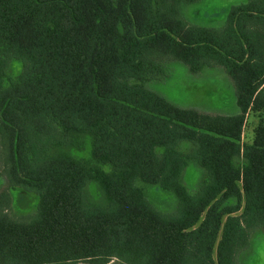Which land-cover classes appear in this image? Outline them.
<instances>
[{"label":"trees","instance_id":"1","mask_svg":"<svg viewBox=\"0 0 264 264\" xmlns=\"http://www.w3.org/2000/svg\"><path fill=\"white\" fill-rule=\"evenodd\" d=\"M197 1L0 0V264H239L264 229V0L220 29L189 23ZM168 61L222 67L239 113L148 88ZM190 163L204 172L196 193ZM14 189L37 196L33 214L8 212Z\"/></svg>","mask_w":264,"mask_h":264},{"label":"rangeland","instance_id":"2","mask_svg":"<svg viewBox=\"0 0 264 264\" xmlns=\"http://www.w3.org/2000/svg\"><path fill=\"white\" fill-rule=\"evenodd\" d=\"M247 0H199L184 8V16L189 23L198 26L220 29L233 7L246 3ZM20 63L9 69L11 75L19 73ZM146 86L159 93L168 101L183 108H193L202 112L234 115L239 113L236 92L231 79L222 67H208L200 73H191L180 61H168L165 73L159 79L150 81ZM256 120L249 119L244 132V141L253 137ZM87 144V143H86ZM89 147L81 156L89 159ZM204 178L203 170L190 163L184 172L183 181L191 193H196ZM147 193L150 201L162 212H172L176 208L175 197L158 186L139 184ZM7 187V178L2 175L0 166V193ZM92 195L98 198L99 191L90 186ZM8 212L16 217L28 216L37 209L38 198L35 194L22 189L8 192ZM117 264V263H110ZM239 264H264V229H257L250 238V246L239 256Z\"/></svg>","mask_w":264,"mask_h":264}]
</instances>
